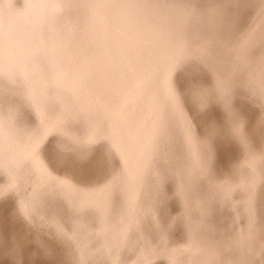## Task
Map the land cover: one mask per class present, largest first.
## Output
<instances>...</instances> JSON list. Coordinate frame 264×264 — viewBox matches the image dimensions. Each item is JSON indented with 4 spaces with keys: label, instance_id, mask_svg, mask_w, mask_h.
Listing matches in <instances>:
<instances>
[{
    "label": "rangeland",
    "instance_id": "rangeland-1",
    "mask_svg": "<svg viewBox=\"0 0 264 264\" xmlns=\"http://www.w3.org/2000/svg\"><path fill=\"white\" fill-rule=\"evenodd\" d=\"M26 1L34 32L56 24L85 60L78 68L72 63L75 69L82 65L83 72L75 75L70 60L0 49V68L15 66L0 69L9 85L0 98V264H25L20 227L41 242H52L71 264H247L254 248L245 246L250 231L246 192L228 184L230 190L223 193L217 176L203 180L187 149L203 155L209 149L214 172L226 182L237 180L249 149H264L260 49H253L249 59L242 53L222 61L204 45L193 46L189 63L176 66L174 73L185 118L173 117L175 112L160 116L150 95H137L133 87L121 91L132 76L102 26L104 1L91 0L94 4L84 11L70 6L71 0ZM158 1L178 20L186 17L199 29L208 23L204 7L210 4L204 0ZM218 3L229 11L227 3ZM237 12L209 21L226 27L245 23L247 12L240 14L241 23ZM48 39L53 44L51 35ZM247 90L259 99L243 98ZM171 91L176 95L173 84ZM240 113L247 115L246 136L228 127V119ZM171 124H186L193 147L180 133L172 141ZM169 161L174 172L158 189L155 176L169 168ZM120 175L121 204L101 208L84 201V192ZM66 180L80 192L70 194Z\"/></svg>",
    "mask_w": 264,
    "mask_h": 264
},
{
    "label": "bare ground",
    "instance_id": "bare-ground-1",
    "mask_svg": "<svg viewBox=\"0 0 264 264\" xmlns=\"http://www.w3.org/2000/svg\"><path fill=\"white\" fill-rule=\"evenodd\" d=\"M103 1L102 26L111 36L114 49L119 52L124 60L123 64L128 63L129 73L132 76L131 78L127 75L129 80L120 86L122 87L121 91L124 93L133 87L137 95L142 93L150 95L151 99L156 101L160 116L175 112L173 117L185 118V114L182 115L179 112L184 110V107L174 73L178 66L184 67L189 63L187 56L193 46L202 47L204 45V49L212 51L222 61L237 57L242 53H244V60L249 59L248 56L251 55L253 49H260L261 58L264 60V0H204V4H210V8L205 10L204 7V14L207 13L205 20L208 23H204V27L201 29L192 25L191 20L186 17L179 18V20L175 18V13L171 7L170 10H165L163 4L158 0H114V10L110 9L109 0H95V4ZM218 2L227 3L229 11L226 12L225 8H222ZM26 4V0H0L1 51L3 49L18 50L24 54L35 52L37 56H58L62 60L63 58L66 59L69 63L71 61L73 69L70 71L72 73L81 74L83 72L81 70L82 65L80 69H75L72 63L76 62L77 66L85 59L77 54V49L72 40L67 37L68 34L56 24L51 26L50 31L43 27L34 32L31 26L30 9ZM70 4V6L84 11L94 2L91 0H71ZM143 7L146 9L145 11L140 10ZM111 12L113 17L110 15ZM233 12H237L236 18L240 17L239 22L242 18L240 14L247 12L246 22L226 27L227 24L217 25L209 21L211 17L224 16ZM110 17L111 19L114 18V23ZM236 23H238L237 20ZM49 35H51L53 44H50ZM2 68H6L3 70L7 72L13 70L15 66L2 65ZM172 84L176 87L177 97L171 91ZM6 87L9 88V85L5 82L4 75L0 71V98L5 93ZM19 91L23 93V90ZM199 96L204 101V93L199 94ZM257 96V93L247 90L243 98L256 102L259 99ZM27 110L30 111L28 108ZM159 115L156 114V117L160 118ZM228 124L232 132L246 136L247 115L240 113L234 119H228ZM185 125H169L170 129L173 127L171 139L172 141L177 140L175 135L180 133L185 136L188 146L193 147V140ZM260 126L261 123L257 125L255 130ZM254 131L249 134L252 135ZM187 150L192 168L203 180L210 181L212 177L217 176L220 179L219 187L223 193L230 190L228 184L240 186L246 192V206L250 218L247 227L250 231L245 234L248 241L245 246L248 247L251 244L254 248L247 264H256L254 259L264 264V229L261 230L258 226V214L261 206L258 192L264 184V149H249L248 154L244 156V163L239 168L237 180L234 181L232 178L227 182L221 180V174L218 175L214 172L213 154L209 149H204V155L199 149ZM165 167L169 168L158 170L154 179V185L158 189L163 185L164 180L174 172L175 166L171 165L170 161L168 165L166 162ZM64 182H66L65 189L70 194L80 192L73 180ZM123 183L124 177L122 175L113 176L102 188L84 192L82 194L83 199L88 204H96L101 208L117 206L122 201ZM20 233L24 234L23 247L26 246L28 253L26 260L23 258L25 264H71L52 242L48 240L41 242L37 239V235H32L21 227ZM27 243L31 245L27 246ZM34 243L36 245H33ZM141 251L144 252L145 250L141 249ZM187 263L189 262L187 261Z\"/></svg>",
    "mask_w": 264,
    "mask_h": 264
}]
</instances>
